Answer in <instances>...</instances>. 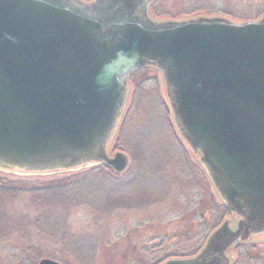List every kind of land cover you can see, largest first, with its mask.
<instances>
[{
    "label": "water",
    "instance_id": "1",
    "mask_svg": "<svg viewBox=\"0 0 264 264\" xmlns=\"http://www.w3.org/2000/svg\"><path fill=\"white\" fill-rule=\"evenodd\" d=\"M152 0H0V169L31 174L104 164L129 76L163 78L176 130L228 208L194 257L264 235V17L156 22ZM37 264H59L41 259Z\"/></svg>",
    "mask_w": 264,
    "mask_h": 264
},
{
    "label": "rangeland",
    "instance_id": "2",
    "mask_svg": "<svg viewBox=\"0 0 264 264\" xmlns=\"http://www.w3.org/2000/svg\"><path fill=\"white\" fill-rule=\"evenodd\" d=\"M148 11L156 22L219 18L239 24L261 20L264 0H152ZM106 151L127 157L123 173L101 165L48 174L0 169L3 184L19 188L0 202V264H164L196 256L217 227L231 222L174 126L158 71L130 77ZM62 180L65 200L47 198L43 189ZM249 244L255 251L231 249L228 255L234 263L264 264V236Z\"/></svg>",
    "mask_w": 264,
    "mask_h": 264
},
{
    "label": "trees",
    "instance_id": "3",
    "mask_svg": "<svg viewBox=\"0 0 264 264\" xmlns=\"http://www.w3.org/2000/svg\"><path fill=\"white\" fill-rule=\"evenodd\" d=\"M97 169H99V168H97ZM64 181L65 180L55 182L50 187H48L46 189H43V192L45 193V196L47 198L59 199V201L60 200H65L64 195H65L66 192H65L64 189L67 187L68 184H63ZM3 182H4V180H0V183H1L0 184V202L2 201V198H6V196H10L14 192L17 193L18 192V189H19L17 187H10L9 185L3 184ZM25 191L26 192H29V189L28 190H25ZM224 211H226L227 213H229L226 208H224ZM1 216L3 217L2 209L0 207V226L2 224V218H1ZM0 232H1V228H0ZM255 248H256L255 246H251V245H248V244H242V245L235 246L233 249L234 250H237V251L240 250V251H242V252L245 253L247 249H249L250 252H253V251H255L254 250ZM254 256H255V254H253V256H251V257L254 258ZM247 259H249V258L247 257ZM240 260H241V258H238L237 261H235L234 264H239L240 263Z\"/></svg>",
    "mask_w": 264,
    "mask_h": 264
},
{
    "label": "flooded vegetation",
    "instance_id": "4",
    "mask_svg": "<svg viewBox=\"0 0 264 264\" xmlns=\"http://www.w3.org/2000/svg\"><path fill=\"white\" fill-rule=\"evenodd\" d=\"M74 1L81 2V3H90L94 0H74ZM254 22H256V21H254ZM248 245H251V244H248ZM251 246H253V245H251Z\"/></svg>",
    "mask_w": 264,
    "mask_h": 264
}]
</instances>
